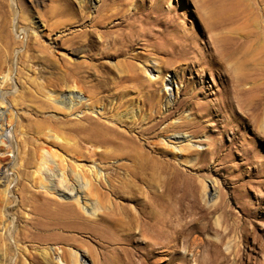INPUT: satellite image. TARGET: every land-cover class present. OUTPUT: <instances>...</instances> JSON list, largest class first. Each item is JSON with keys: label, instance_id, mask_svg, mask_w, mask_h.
I'll list each match as a JSON object with an SVG mask.
<instances>
[{"label": "bare ground", "instance_id": "bare-ground-1", "mask_svg": "<svg viewBox=\"0 0 264 264\" xmlns=\"http://www.w3.org/2000/svg\"><path fill=\"white\" fill-rule=\"evenodd\" d=\"M123 22L121 20L119 25ZM95 26L61 38L66 51L75 56L86 53L91 63H71L62 57L57 62L53 58L31 56L27 53L34 45L28 43L17 59L18 90L0 93V110L1 106L7 108L0 114V152L13 153L12 169L7 168L0 175V184L5 186L0 190V264H57L53 257L57 252L52 253L48 247L51 244H63L58 256L64 264H89V259L92 264H148L159 246L166 249V254L172 253L180 234L176 222L196 213L199 190H192L188 173L166 158L171 144H190L191 141L188 136L174 135L169 141L157 142L163 134L185 127L181 122L160 128L171 113L161 118L159 112L153 113L157 94L154 87L159 80L143 81L136 71H128L129 75L116 72L114 76L108 62L102 61L129 53L138 33L130 28L128 32L122 30L119 39L105 46L96 38L101 27ZM161 34L168 32L163 30ZM0 37L4 38V45L0 44V75L6 74L0 85L6 90L13 87L10 28H1ZM38 62L43 65L38 70L40 77L46 69L50 70L51 77L44 83L29 75ZM212 63L221 70L224 84L233 91L230 105L236 102L245 114L242 118L249 126H255L252 113L260 109L262 98L252 101L251 88L247 90L237 80L230 79L224 63L218 59L213 58ZM83 73L97 79L93 84L95 90L89 92L86 101L74 93V90H84L80 81ZM64 88L69 92L63 91ZM125 90L135 91L137 96L128 99L123 93ZM134 100L142 103L139 115L131 107ZM99 104L103 109L95 110ZM80 110L83 112H78ZM147 111V117L143 116ZM4 122L9 128L4 127ZM260 128L264 132L263 121ZM7 130L12 131L15 141L5 140L8 139L4 138ZM189 144L187 151L192 148ZM191 153L186 154L183 163L192 162ZM112 160H125L137 166L140 169L137 179L146 169L151 172L162 169L166 175L164 185L161 190L149 193L136 188L120 190L115 180L120 177L118 169H123L124 164H111ZM5 161L1 156L0 168L9 166ZM9 170L15 173V179L6 175ZM204 184H201V198L207 195L208 186ZM214 192L211 188L213 209L208 212L210 215L202 217L203 228L190 224L187 232L217 235L216 241L203 242L208 253L203 264H227L230 254L224 255L220 249L227 237L237 234L245 244L255 231L248 228L245 219L224 229V216L212 223L211 216L220 210L223 215L230 213L221 196H217L221 198L217 202ZM16 194L17 199L13 196ZM77 246L81 251L72 249ZM143 248H150L149 253ZM230 249L234 255L233 264H238L242 249L237 245L235 248L229 246Z\"/></svg>", "mask_w": 264, "mask_h": 264}, {"label": "rangeland", "instance_id": "rangeland-1", "mask_svg": "<svg viewBox=\"0 0 264 264\" xmlns=\"http://www.w3.org/2000/svg\"><path fill=\"white\" fill-rule=\"evenodd\" d=\"M60 10H63L62 14ZM121 20L124 22L120 26ZM94 26L101 27L96 38L103 41L105 46L113 39H119L118 34L124 30L128 32V28L138 33L133 39L134 48L129 53L102 61L108 62L114 76L117 75L116 72L120 75H126L127 72L129 75V72L136 71L143 81L159 80L154 87L157 94L153 113L159 112L160 118L171 113V117L160 128L181 122L185 127L177 132L163 134L157 142L169 141V137L174 135H184L188 136L192 145L190 151H187V142L176 146L171 144L166 158L173 160L188 173L192 190H199L196 196V213L176 222L180 234L172 253L166 254V249L159 246L148 264H203L206 261L208 253L203 242L208 239L216 241L217 235H191L187 230L190 224L203 228L202 217L210 215V210L213 209L211 188L215 189L216 197L221 196L223 205L230 212L223 215V210H220L211 216L212 223L224 216V229L239 219H245L248 228L255 231V235L248 238L245 244L241 243L237 234L227 237L220 248L222 254H230V262L227 264H233L234 255L229 246L235 248V245L242 249L238 264H262L264 132L260 125L264 122V0H0V29L9 27L12 32L14 65L11 76L13 87L5 90L0 85V93L18 90L17 59L28 43L34 45L32 51L27 53L31 56L53 58L57 62L62 57L71 63H91L86 53L75 56L66 51L61 38L76 30H89ZM163 30L168 34H161ZM108 32H112V35L108 36ZM3 42L4 38L0 37L1 46L4 45ZM137 54H140L138 58H134ZM213 58L224 63L225 72L228 71L230 79L237 80L247 90L252 89V101L262 98L260 109L252 113L255 126H249L245 118H242L245 114L236 102L230 105L233 91L224 84L221 70L212 63ZM34 65L29 73L32 79L37 77V82L44 83L51 77L48 69L40 77L38 70L43 65L39 62ZM4 75L6 74L0 75V82ZM80 81L84 90H74V93L85 101L89 100V92L95 90L93 84L97 83V79L83 73ZM63 91L68 93L69 89L64 88ZM123 93L128 99L137 96L135 91L125 90ZM140 104L142 105L135 100L131 104L136 115H139ZM101 106L99 104L95 110H102ZM1 109L5 111L7 108L1 106ZM124 109L126 107L120 111H125ZM2 111L0 110V114ZM148 113L149 111L142 115L146 116ZM5 125L6 122L4 127L9 128ZM4 134V138H8L5 140L15 141L11 130ZM187 153H191L189 156L192 159L188 164L182 162ZM1 156L6 159V166H9H2L0 175L13 167V153L0 152ZM110 163L124 164L123 169H118L120 177L115 180L120 190L130 191L136 188L142 193H149L161 190L160 187L164 185L166 175L162 173V169H158L159 172L146 169L137 179L140 169L133 163L125 160H112ZM14 174L11 170L6 172L12 179L16 178ZM202 182L208 186L207 195L203 198L200 197ZM4 188L3 183L0 184V190ZM13 196L16 199L18 197L17 194ZM216 197L219 203L221 198ZM130 206L133 205L130 203ZM111 207L112 201L110 209ZM48 247L52 253L57 252L53 256L57 264H64L58 256L63 244H51ZM72 249L81 251L79 246ZM149 250L150 248H143L146 253ZM88 263L93 262L89 259Z\"/></svg>", "mask_w": 264, "mask_h": 264}]
</instances>
